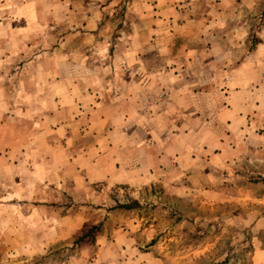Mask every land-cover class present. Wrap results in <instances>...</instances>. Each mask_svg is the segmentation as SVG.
I'll return each instance as SVG.
<instances>
[{"label": "rangeland", "instance_id": "374dc122", "mask_svg": "<svg viewBox=\"0 0 264 264\" xmlns=\"http://www.w3.org/2000/svg\"><path fill=\"white\" fill-rule=\"evenodd\" d=\"M0 123V264L264 248V0H0Z\"/></svg>", "mask_w": 264, "mask_h": 264}, {"label": "trees", "instance_id": "16d2710c", "mask_svg": "<svg viewBox=\"0 0 264 264\" xmlns=\"http://www.w3.org/2000/svg\"><path fill=\"white\" fill-rule=\"evenodd\" d=\"M124 209H130V205H121ZM100 233V225L85 224L83 228L76 234L75 244L91 245L95 242Z\"/></svg>", "mask_w": 264, "mask_h": 264}, {"label": "crops", "instance_id": "0c3cea01", "mask_svg": "<svg viewBox=\"0 0 264 264\" xmlns=\"http://www.w3.org/2000/svg\"><path fill=\"white\" fill-rule=\"evenodd\" d=\"M11 128L12 129L9 128L8 131H4L7 129V127L4 123L3 124L0 123V147L3 149L1 150L3 151V153H5L4 152L5 151L4 149L6 148L5 145L7 146V144L11 141L9 138L12 135H15V138H16V131H17L16 125L13 124ZM12 130H13V133H11ZM2 131H4V133H2ZM8 153L10 154V152ZM1 160H3L4 162V159H1ZM252 264H264V248L257 249L256 251H254Z\"/></svg>", "mask_w": 264, "mask_h": 264}]
</instances>
